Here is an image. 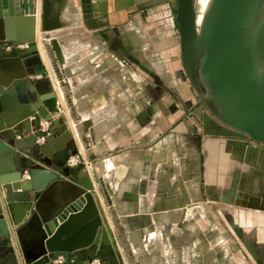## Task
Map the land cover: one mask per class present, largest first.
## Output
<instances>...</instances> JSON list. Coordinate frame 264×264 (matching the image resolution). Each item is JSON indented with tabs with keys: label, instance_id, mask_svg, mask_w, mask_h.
Masks as SVG:
<instances>
[{
	"label": "crops",
	"instance_id": "obj_1",
	"mask_svg": "<svg viewBox=\"0 0 264 264\" xmlns=\"http://www.w3.org/2000/svg\"><path fill=\"white\" fill-rule=\"evenodd\" d=\"M39 1L35 40L49 79L39 86L56 95L49 132L68 129L70 156L90 163L60 176L42 204L84 190L101 220L90 245L50 264L59 254L73 264H264V143L227 126L187 72L178 0H49L60 27L47 32ZM208 3L193 0L195 17ZM24 22L5 31L22 36ZM42 35L62 63L49 47L47 62Z\"/></svg>",
	"mask_w": 264,
	"mask_h": 264
},
{
	"label": "water",
	"instance_id": "obj_2",
	"mask_svg": "<svg viewBox=\"0 0 264 264\" xmlns=\"http://www.w3.org/2000/svg\"><path fill=\"white\" fill-rule=\"evenodd\" d=\"M34 1L0 0V44L11 46L0 47V264H50L56 253L90 245L101 224L93 197L84 190L42 204L50 189L64 184L60 176L69 177L66 161L75 153V142L68 129L39 141L40 121L54 110L56 95L51 86L48 91L39 86L49 79L35 40ZM260 1L212 0L197 30L193 0H178L177 21L185 68L204 91L209 87L206 101L227 126L264 143V19L250 32ZM41 8V28L51 31L56 22L50 1L42 0ZM7 21L29 26L16 36L5 31ZM45 39L40 43L47 62L49 47L62 63L57 41L48 46ZM256 55L263 58L262 71ZM52 66L59 79L57 64ZM82 126L86 132L89 123Z\"/></svg>",
	"mask_w": 264,
	"mask_h": 264
},
{
	"label": "built area",
	"instance_id": "obj_3",
	"mask_svg": "<svg viewBox=\"0 0 264 264\" xmlns=\"http://www.w3.org/2000/svg\"><path fill=\"white\" fill-rule=\"evenodd\" d=\"M23 45H18L17 47H22ZM0 47H3L5 48L6 50H9L11 48V46L7 45V44H0ZM122 64H127V60L126 59H123L122 60ZM50 121L48 119H43L41 121V124H40V136H39V141L40 142H44L46 137L48 135H50V132H49V129H50ZM81 164H84L85 166H89L90 163L89 162H86L84 161L83 159H81L79 156H69V158L67 159L66 161V165L69 167V168H76L78 167L79 165ZM25 178L29 179V174H25ZM71 263L73 264L75 262L74 259H71V260H67L65 255L63 254H59L55 257L54 260H52V263L53 264H67V263ZM87 264H108V261L103 259V258H100L98 256H94V257H91L88 261Z\"/></svg>",
	"mask_w": 264,
	"mask_h": 264
},
{
	"label": "rangeland",
	"instance_id": "obj_4",
	"mask_svg": "<svg viewBox=\"0 0 264 264\" xmlns=\"http://www.w3.org/2000/svg\"><path fill=\"white\" fill-rule=\"evenodd\" d=\"M36 2L38 1V0H35ZM211 1L212 0H209V3H208V5L206 6V8L205 9H203L201 12H199V15H197L196 17H195V25H196V28H197V30H199V28H200V26H201V24H202V21H203V18H204V15H205V13L207 12V10H208V8H209V6H210V4H211ZM40 2V4H39V8L38 7H36V8H38V10L40 9V13H39V16H38V18H39V24H40V22H42V21H40V20H42L41 19V15H42V0H40L39 1ZM67 10H68V12H67V14H69V8H67ZM35 14V13H34ZM33 14V15H34ZM56 17H58V15H55L54 14V12L53 11H51V18L52 19H55ZM254 19H253V24H251V30H250V32L253 30V28H254V26L255 25H257L258 23H257V21H262L263 19H264V0H261L260 2H259V5H258V7H257V9H256V11H255V16L253 17ZM38 24V25H39ZM37 25V26H38ZM45 35H42L41 37H40V41H41V39H43V37H44ZM43 44H41V48H43ZM44 49V48H43ZM256 64H257V67H258V70H260V71H262V69H263V58L261 57V56H259V55H256ZM206 89H207V93H210L209 92V87L208 86H206ZM213 110H214V108H213Z\"/></svg>",
	"mask_w": 264,
	"mask_h": 264
},
{
	"label": "bare ground",
	"instance_id": "obj_5",
	"mask_svg": "<svg viewBox=\"0 0 264 264\" xmlns=\"http://www.w3.org/2000/svg\"><path fill=\"white\" fill-rule=\"evenodd\" d=\"M33 12H35V9L33 10ZM32 12V13H33ZM34 14V13H33ZM37 16H39V15H37ZM39 21V20H38ZM24 23H26V21L24 22ZM49 24L51 25V21L49 22V21H46V26H49ZM34 25V24H33ZM38 25V24H37Z\"/></svg>",
	"mask_w": 264,
	"mask_h": 264
},
{
	"label": "flooded vegetation",
	"instance_id": "obj_6",
	"mask_svg": "<svg viewBox=\"0 0 264 264\" xmlns=\"http://www.w3.org/2000/svg\"><path fill=\"white\" fill-rule=\"evenodd\" d=\"M260 21H257V23H259ZM252 28V27H251ZM197 82H200V79H197Z\"/></svg>",
	"mask_w": 264,
	"mask_h": 264
}]
</instances>
